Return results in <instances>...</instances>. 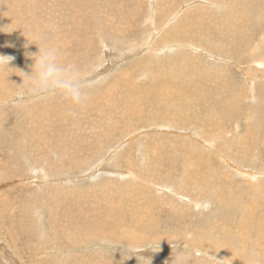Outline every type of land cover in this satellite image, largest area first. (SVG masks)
I'll return each instance as SVG.
<instances>
[{"label":"rangeland","instance_id":"374dc122","mask_svg":"<svg viewBox=\"0 0 264 264\" xmlns=\"http://www.w3.org/2000/svg\"><path fill=\"white\" fill-rule=\"evenodd\" d=\"M137 2L114 34L70 31L62 0H0V264H264V0ZM178 22L192 39H163ZM42 42L87 101L26 86Z\"/></svg>","mask_w":264,"mask_h":264},{"label":"bare ground","instance_id":"6f19581e","mask_svg":"<svg viewBox=\"0 0 264 264\" xmlns=\"http://www.w3.org/2000/svg\"><path fill=\"white\" fill-rule=\"evenodd\" d=\"M52 1V0H51ZM137 1H139V0H99L98 2H97V0H62V5H60V9L59 10H57L56 12L58 13V17H60L61 16V14H65V16H66V18H65V20H64V18H62V21H64L65 23H67L68 24V26H69V30L70 31H73L74 29V27L76 28L77 27V23H79V24H81V23H83V24H86V25H94V23H95V20H96V26H95V28L96 29H98V28H101V29H103L104 31H106V32H112V33H117V34H125V33H127L128 31H130L131 30V28H127V26L130 24V22H132V21H134V20H137L139 17H140V15H142L141 14V11L138 9L139 8V5H140V2H137ZM153 1V0H152ZM210 1V0H209ZM214 1H217V2H221V1H223V0H214ZM224 1H228V0H224ZM143 1H141V3H142ZM155 2V1H154ZM160 2H161V0H160ZM162 4H161V6H160V8H159V14L160 15H162V16H167L169 13H170V11L171 10H173L174 8H176V4H177V0H162ZM144 3V2H143ZM155 4H157V2L155 3ZM220 4V3H219ZM55 5L56 6H58V3L56 4L55 3ZM107 5L109 6V8H110V15H112L113 16V18H114V20L110 23V24H107V25H104V24H102V26L100 25V23H97L98 21H100V18H98L99 17V14L100 13H98V11H100V9L101 10H103L104 12H107ZM253 5H254V3H253V0H243L242 2H239V1H236V0H234V6H235V11L237 12V13H241V12H247L250 8H252L253 7ZM103 8V9H102ZM133 10H135V11H133ZM153 10V9H152ZM201 10V9H200ZM155 11V10H154ZM205 11H208V10H205ZM67 12V13H66ZM156 12V11H155ZM57 13H56V16H57ZM200 13H204V10L203 11H200L198 14H200ZM70 15V16H68V15ZM196 15V17H199V18H201L200 17V15ZM127 15V16H126ZM128 15H132V17H130V16H128ZM103 16V15H102ZM118 17H122L123 18V24H122V26H118V24H117V18ZM156 17V16H155ZM178 17V16H177ZM186 18H188V17H185V18H183V19H180L179 20V22L180 21H182V20H184V19H186ZM241 18H243V16H241ZM97 19H98V21H97ZM104 19V18H103ZM202 19V18H201ZM165 20V19H164ZM154 21H155V19H154ZM153 21V22H154ZM239 21H243V20H239ZM127 22H129L127 25H125V23H127ZM162 22V21H161ZM179 22L177 23V25L175 26V27H171V28H169L167 31H166V38H164L163 37V39H167V38H169V39H175V38H179V33H180V37L182 36L183 38H185V39H188V38H191V35H184V33H185V31H189V32H191L192 31V27L190 26V24H189V22H184L183 24H181L180 23V26H179ZM155 23V22H154ZM115 27L118 29V30H120V28H123L121 31H118V32H116L115 31ZM166 27V26H165ZM164 27V28H165ZM78 28H79V26H78ZM77 28V29H78ZM154 28V27H153ZM163 28V27H162ZM167 29V28H166ZM68 30V31H69ZM92 30V29H91ZM151 30H153V29H151ZM154 30H157V29H154ZM153 30V31H154ZM80 31V30H79ZM82 32V31H81ZM91 32V31H90ZM89 31H88V33H90ZM109 32V33H110ZM45 33H48V32H45ZM65 33V32H64ZM67 33V32H66ZM49 34V33H48ZM84 34V33H83ZM92 34V33H91ZM156 34L157 33H155V35H154V32H153V35L154 36H156ZM9 35V34H8ZM67 35V34H66ZM71 35V34H70ZM73 35V34H72ZM86 35V34H85ZM42 36V35H41ZM40 36V37H41ZM92 36H94L93 34H92ZM122 36V35H121ZM45 37V36H44ZM92 37L90 36V39H91ZM43 39V38H42ZM88 39V38H87ZM168 39V40H169ZM192 39V38H191ZM13 40V39H12ZM49 40V39H48ZM190 40V39H189ZM36 41H38V40H36ZM159 41V40H158ZM39 42V41H38ZM37 42V43H38ZM45 42V41H44ZM44 42H42V43H40V44H38V45H34V46H36V47H40V49H44L45 47V45L43 46L42 44L44 43ZM91 42H92V40H91ZM86 43V42H85ZM48 45H49V41H48ZM51 46V45H50ZM88 46V45H87ZM49 47V46H48ZM52 47H54V46H52ZM55 49H59L58 48V46H56V47H54ZM40 49H39V52H40ZM93 49V48H92ZM108 59V58H107ZM104 71V70H103ZM96 79V78H95ZM251 82V81H250ZM242 90V89H241ZM246 91V90H245ZM242 93H243V91H241ZM241 92L239 91L238 92V94H236V95H234L235 94V92H233V94H232V97L233 98H231L230 99V102H231V100L232 99H235V100H242V98H240V94H241ZM244 94V93H243ZM236 96L238 97V99L236 98ZM243 96V95H242ZM121 100L122 99H125V101H124V103H125V108L127 109V110H130V109H128L127 107H129V103H130V101H131V92L130 93H126V94H123V95H120V96H118ZM87 101V100H86ZM86 103V102H85ZM113 104V106L112 105H109V107H106V109L109 111V113L112 115V116H115V115H120L121 116V118L122 119H124L125 118V116H126V114L128 113V112H125V108H123L119 103L117 104V106H115V103H112ZM232 104V103H231ZM61 106V105H60ZM127 106V107H126ZM233 106H234V104H232V107L231 108H228L227 107V105H226V103H225V107L223 108V110L222 111H227V112H231L232 114H234V108H233ZM77 107V106H76ZM89 107H90V104H89ZM61 108H63V107H61ZM70 108H72V106L70 105ZM112 108H113V110H112ZM73 111H75V110H73ZM76 111H77V109H76ZM75 111V112H76ZM85 113H92L91 112V110H88V111H86V108H84V109H82V111L80 112V114H83L84 116H87V114H85ZM116 117V116H115ZM46 120V119H45ZM77 120V119H76ZM79 120H80V118L78 119V122H79ZM168 121L169 122H172L170 119H168ZM81 122V121H80ZM118 122H119V120H118ZM116 123H117V121H116ZM50 124H52V123H50ZM177 124H179V123H177ZM40 125H41V123H40ZM39 125V126H40ZM63 129V128H62ZM64 129H66L65 127H64ZM60 130H61V128H60ZM62 131H64V130H62ZM68 131H69V128H68ZM72 131H73V129H72ZM76 130H74L73 131V133L75 132ZM35 133V132H34ZM70 133V132H69ZM72 133V134H73ZM36 134H37V132H36ZM77 134H79V132L77 133ZM39 135V134H38ZM98 136H99V134H97ZM74 136H76V135H74ZM72 137V136H71ZM97 137V136H96ZM75 138H77V137H75ZM81 138V137H80ZM79 138V139H80ZM82 138H83V136H82ZM108 138L110 139L111 138V136L109 137L108 136ZM203 138V137H202ZM89 139V138H88ZM96 140H98L97 138H95ZM207 139V138H206ZM77 140V139H76ZM81 140V139H80ZM92 140H94V139H91V141ZM100 140V139H99ZM98 140V141H99ZM107 140V139H106ZM208 140V139H207ZM79 141V140H78ZM62 143V142H61ZM69 143V142H68ZM92 144V143H91ZM52 145V144H51ZM59 146H60V148H63V147H65V145L62 147V144L60 145L59 144ZM73 146V145H72ZM43 147V146H42ZM48 150V149H47ZM66 150V149H65ZM81 150V149H80ZM102 150V149H101ZM50 154V153H49ZM96 155H98L97 153H96ZM91 156V155H90ZM194 157H198V152L196 153V151H194ZM90 161V160H89ZM107 161V160H106ZM87 163V162H86ZM105 163V162H104ZM103 163V164H104ZM108 163H109V161H108ZM190 167V166H189ZM106 168V167H105ZM111 168V167H110ZM129 168V167H128ZM112 169V168H111ZM121 170V169H120ZM128 170V169H127ZM129 172V171H128ZM131 172H133V171H131ZM148 172H149V175L150 176H153V174H154V172H152V171H150V170H148ZM141 173V172H140ZM134 174V173H133ZM136 174V173H135ZM192 175V174H191ZM140 176V175H139ZM138 176V177H139ZM149 176V177H150ZM144 178H146V176L144 177ZM150 179V178H149ZM140 180H141V177H140ZM150 181V180H149ZM156 183V182H155ZM117 219H120V217L118 216V217H116ZM68 223H70V224H72L71 222H68ZM117 223H119V220H115L114 222H113V224H117ZM69 225V224H68ZM65 226V225H64ZM77 228V227H76ZM146 228V230H148V227H145ZM71 229V228H70ZM69 229V230H70ZM102 232H103V234L108 238V239H111V238H114L115 236L112 234L111 236L109 235V233H108V230L107 229H103L102 230ZM137 232V231H136ZM127 234H128V232H126ZM134 236H135V238H134V241L133 242H136V243H138V241L139 240H143V239H145V234H142L141 236H139L138 235V233L137 234H134Z\"/></svg>","mask_w":264,"mask_h":264},{"label":"clouds","instance_id":"9594fccd","mask_svg":"<svg viewBox=\"0 0 264 264\" xmlns=\"http://www.w3.org/2000/svg\"><path fill=\"white\" fill-rule=\"evenodd\" d=\"M60 57V53L54 47L40 49L39 54L35 57V63L31 74H27V87L38 96H46L49 94H59L69 99L73 103L80 104L88 99L86 92L81 93L77 88H74L70 80L75 79V76L65 78L62 70L57 68L55 60ZM10 57L0 56V64H9ZM24 86V82L22 83ZM57 88L59 92H49V89Z\"/></svg>","mask_w":264,"mask_h":264}]
</instances>
